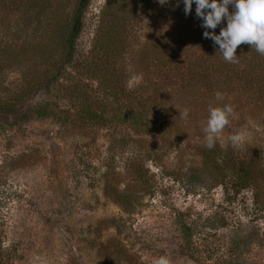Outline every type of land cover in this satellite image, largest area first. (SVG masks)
Masks as SVG:
<instances>
[{
    "label": "rangeland",
    "instance_id": "1",
    "mask_svg": "<svg viewBox=\"0 0 264 264\" xmlns=\"http://www.w3.org/2000/svg\"><path fill=\"white\" fill-rule=\"evenodd\" d=\"M78 2L52 0L40 29L62 16L71 22ZM106 2L90 0L72 60L58 81L9 110L13 115L17 109H31V115L19 122L10 113L0 115V264H153L163 255L171 264H264V174L259 185L238 190L228 169L220 184L219 169L199 150L205 145L204 124L199 123L205 119L200 114L184 119L180 132L177 129L165 141L150 131L135 133L123 117H114L120 110L113 97L99 83L100 77L87 71L100 56L98 28ZM57 6L61 11L56 15ZM195 10L187 15L181 10V22L196 28ZM156 14L133 23L134 46L149 43L169 25L171 15L167 19ZM22 23L19 28L12 25L18 44L26 36L34 45L47 42L45 30L34 32L37 21ZM60 44L54 53L58 59L67 52ZM23 67L8 70L0 97L24 93L33 78L45 74V67L28 57ZM126 76L132 87L147 78L135 65L128 67ZM65 88L71 89L67 95ZM234 99H228L233 114L215 147L247 158L259 152L258 167L264 170V102L243 95L238 103H232ZM46 103L71 113L66 120L70 125L61 123L58 115H38ZM89 108L104 111L105 124L82 118ZM238 132L245 134L239 149L228 140ZM152 142L168 144L158 148L167 149L162 161L147 157L146 147ZM139 166L149 171L153 193L133 211L125 210L107 189L112 184L120 191L128 184H143L135 174ZM187 168L188 178L182 176ZM186 225L191 239L185 237ZM113 249L124 253L114 254Z\"/></svg>",
    "mask_w": 264,
    "mask_h": 264
},
{
    "label": "trees",
    "instance_id": "2",
    "mask_svg": "<svg viewBox=\"0 0 264 264\" xmlns=\"http://www.w3.org/2000/svg\"><path fill=\"white\" fill-rule=\"evenodd\" d=\"M51 1L0 0V86L9 69H25L23 63L27 57L45 67V74L33 78L24 93L0 97V111L4 113L0 115H9V110L16 109L17 105L28 102L30 98L34 99L42 90L50 89L60 78L65 65L72 60L75 42L82 31L84 12L90 0H79L71 22L63 16L58 17V20L53 19V23L48 20L49 24L41 30L46 7L52 4ZM195 8L194 0L192 10ZM58 10L61 11L59 6L56 8V15ZM181 10L184 11L183 0H167L163 5L159 0H107L100 13L101 23L98 28L97 54L100 56L87 68V71L90 73L92 71L94 76L100 77L99 83L113 97L117 111L120 110L114 113V117H123L135 133L150 131L159 135L163 141L175 134L177 129L180 132L179 124L184 120L180 116V111L185 108L190 110L188 118L190 116L195 118L200 114L205 119L199 122L203 125L208 118L210 104L226 105L230 97L235 98L232 103H238L242 95L248 99L256 98L264 102V56L257 53L250 44H241L236 51L239 63L226 62L218 51V45H215L211 39L204 38L205 29L202 27V19L197 17L196 28H193L192 24H183L179 13ZM229 10L234 11L232 5H229ZM160 12L167 19L171 15L169 25L161 27L158 35L153 36L149 43L134 46L131 40L134 33L133 23H139L142 18L155 16ZM15 16L18 17L15 19ZM191 18L194 19V15ZM23 20L25 25L37 21L38 26H35L34 32L45 30L43 41L48 39L47 42L34 45L33 40L28 41L26 36V39L18 44L15 40L18 32L12 29V25H17L19 28ZM175 21L183 26V30L176 29ZM226 26L225 19L215 29L216 34ZM60 43L65 45L67 52L64 51L58 59L54 53ZM132 46L134 47L131 48ZM125 53L128 55L126 56ZM130 65L145 70L147 74L145 83L135 87L128 85L126 74ZM39 89L41 92L37 91ZM65 89L67 95L71 89ZM218 91L225 94V98L221 101L215 98ZM106 107L103 104V108ZM121 107H124L123 111L119 109ZM29 111L19 113L17 109L13 115L19 117L17 119L19 122L31 115L32 110ZM102 112L89 108L83 113L82 118L85 117L95 124H105L106 119ZM192 112L196 114L193 116ZM36 113L41 116L58 115L59 120L64 124L71 114L63 110H55L48 103L42 105ZM121 113H124V116ZM67 125L70 124L65 126ZM128 136L133 137L131 132ZM167 145L161 146L152 142L146 147L147 157L162 161L167 149L162 152L161 150L163 146L167 148ZM170 147L171 143L168 148ZM199 150L207 160L213 162L215 168L219 169L220 184H224L227 177L226 170L229 169L234 177L232 186L236 189L259 185V177L264 174L263 168L258 167L261 160L259 152L247 158L217 147L209 150L204 145ZM148 173L147 169L139 166L135 171L136 178L145 181L144 185L128 184L123 191H120L112 184L113 186L110 185L107 189L110 197L121 208L133 211L145 195L153 193V185L148 181ZM182 173V176L188 178L190 168ZM185 227V237L191 239L192 234L188 232L190 228H187V225ZM112 252L119 255L124 253L121 249H113Z\"/></svg>",
    "mask_w": 264,
    "mask_h": 264
},
{
    "label": "clouds",
    "instance_id": "3",
    "mask_svg": "<svg viewBox=\"0 0 264 264\" xmlns=\"http://www.w3.org/2000/svg\"><path fill=\"white\" fill-rule=\"evenodd\" d=\"M183 2L185 14H190L194 0H183ZM159 3L163 5L167 0H159ZM195 4L196 16L203 21L204 38L211 39L215 45H218V51L226 62L239 63L236 51L241 44H250L257 53L264 56V0H195ZM229 5L233 6L234 11L229 10ZM225 19L227 26L216 34L215 29ZM215 98L221 101L225 98V94L218 91ZM189 111L185 108L180 111V116L187 119ZM208 113L202 131L205 134V146L211 150L217 141L221 140L222 133L229 126L233 107L230 104L223 106L210 104ZM228 140L233 148H242L245 134L243 132L232 134ZM221 146H224L223 143ZM153 264H171V261L167 255H163L155 259Z\"/></svg>",
    "mask_w": 264,
    "mask_h": 264
}]
</instances>
